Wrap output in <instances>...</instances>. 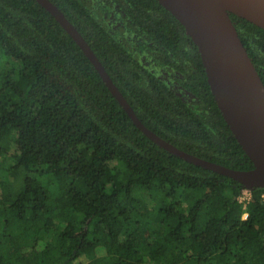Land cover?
<instances>
[{
    "label": "trees",
    "instance_id": "1",
    "mask_svg": "<svg viewBox=\"0 0 264 264\" xmlns=\"http://www.w3.org/2000/svg\"><path fill=\"white\" fill-rule=\"evenodd\" d=\"M50 1L147 128L253 167L157 0ZM229 16L264 84V30ZM242 189L141 132L36 0H0V264H264V188Z\"/></svg>",
    "mask_w": 264,
    "mask_h": 264
},
{
    "label": "water",
    "instance_id": "2",
    "mask_svg": "<svg viewBox=\"0 0 264 264\" xmlns=\"http://www.w3.org/2000/svg\"><path fill=\"white\" fill-rule=\"evenodd\" d=\"M73 38L132 123L164 150L230 177L249 189L264 188V84L229 13L264 30V0H157L184 27L197 46L211 94L228 128L251 160L234 169L181 150L147 128L109 77L79 31L50 0H36Z\"/></svg>",
    "mask_w": 264,
    "mask_h": 264
},
{
    "label": "built area",
    "instance_id": "3",
    "mask_svg": "<svg viewBox=\"0 0 264 264\" xmlns=\"http://www.w3.org/2000/svg\"><path fill=\"white\" fill-rule=\"evenodd\" d=\"M251 189L247 188V187H243L241 194L238 196V200L239 201H247L250 198V192ZM261 197L264 200V191L261 193Z\"/></svg>",
    "mask_w": 264,
    "mask_h": 264
}]
</instances>
